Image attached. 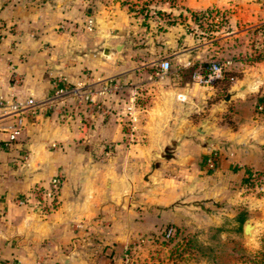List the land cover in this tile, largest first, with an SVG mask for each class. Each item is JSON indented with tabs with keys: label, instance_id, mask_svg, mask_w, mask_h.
Instances as JSON below:
<instances>
[{
	"label": "crops",
	"instance_id": "0c3cea01",
	"mask_svg": "<svg viewBox=\"0 0 264 264\" xmlns=\"http://www.w3.org/2000/svg\"><path fill=\"white\" fill-rule=\"evenodd\" d=\"M143 1L0 0V96L34 102L10 143L20 114L0 115V264H115L123 249L210 205L264 206V196L241 187L264 174V120L255 111L264 104V62L240 68L227 88L206 85L201 67L217 62L210 47L241 30L209 41L194 31V15L212 9L256 26L264 0H154L147 19ZM121 44L120 54H103ZM58 80L77 92L55 96ZM244 82L248 90L225 103ZM107 84L119 90L95 105L79 100ZM127 105L138 115L131 141ZM54 177V211L17 205Z\"/></svg>",
	"mask_w": 264,
	"mask_h": 264
},
{
	"label": "rangeland",
	"instance_id": "374dc122",
	"mask_svg": "<svg viewBox=\"0 0 264 264\" xmlns=\"http://www.w3.org/2000/svg\"><path fill=\"white\" fill-rule=\"evenodd\" d=\"M152 1L145 0L143 3ZM87 6L85 13L90 15L91 8L89 4ZM250 25L246 23L239 26L225 11L218 9L194 15V31L206 41L241 30L236 37L226 41L217 40L210 47L213 59L217 62H231L227 69L230 68V75L234 79L242 77L240 68L261 63L252 60L258 54L256 46L259 44L260 49L264 48V33L257 30L264 25V19L256 26ZM229 84L225 81L220 83L225 88ZM256 185L258 181L253 187L245 189L252 191L254 197H263L264 192H258ZM220 208L224 209L219 204L216 207L210 205L206 207L205 215L193 214L180 225H172L176 234L171 239L163 236L165 227L169 225L160 228L148 242L139 240L137 244L123 249L115 264H246L247 255L259 250L264 239V206L250 211L246 208L240 211H224ZM246 221L255 225L252 238L243 235Z\"/></svg>",
	"mask_w": 264,
	"mask_h": 264
},
{
	"label": "built area",
	"instance_id": "2783aa9c",
	"mask_svg": "<svg viewBox=\"0 0 264 264\" xmlns=\"http://www.w3.org/2000/svg\"><path fill=\"white\" fill-rule=\"evenodd\" d=\"M84 29L87 32L93 31V20L88 18L84 24ZM2 26L0 25V39L2 37L1 34ZM189 65V64H188ZM231 65L230 61H223V62H213L210 63L206 72L201 75L200 81L206 85L212 86L216 79H220L222 77V73ZM159 71L161 73H167L170 71L171 66L170 62L167 59H162L159 62ZM63 82V80H58L56 82L55 87V96H64L69 93H76V88H68L65 85L59 86V84ZM119 87L113 86L110 84L104 85L99 92L90 93L85 92L79 95V100H84L88 105H95L96 99L98 97H105L107 95H111L114 92H117ZM177 100L179 102L185 101V96L178 95ZM34 107V102L32 99L26 100L23 103L15 102V101H7L5 98L0 96V115L6 113H14L20 114L18 115L14 126L9 128V134L7 138V142L10 143L16 139V137L20 134V131L23 128V119L24 116L21 112L24 110H31ZM125 113L128 116V139L131 141L134 136V131L136 124L138 123V115L135 112L134 105H127L125 106ZM255 111L257 115L264 114V104H257L255 107ZM33 114V113H31ZM4 143L0 140V147ZM216 163V155L211 154L206 159V167L209 170H213ZM254 176V175H253ZM60 178L54 177L49 180L47 185L44 188H36L32 191L33 198L28 196L25 198H20L17 200V205L21 207H30L31 209L37 211L41 215H47L54 211L58 204V193L60 189ZM258 185L255 186V189L258 192H264V177L258 179ZM173 234V229L168 228L165 232L164 237L169 239Z\"/></svg>",
	"mask_w": 264,
	"mask_h": 264
},
{
	"label": "trees",
	"instance_id": "16d2710c",
	"mask_svg": "<svg viewBox=\"0 0 264 264\" xmlns=\"http://www.w3.org/2000/svg\"><path fill=\"white\" fill-rule=\"evenodd\" d=\"M148 4H149L148 2L147 3H142L141 9H140L144 19L149 18L150 8H149ZM257 30H259L262 33H264V25L260 26L259 28H257ZM259 47H260V45L258 44L256 46V50L258 51V54L253 58L252 62H264V48L260 49ZM208 66L209 65H206V64L202 65V67H201V73L202 74H204L206 72V69L208 68ZM230 72H231L230 69L229 70L226 69L222 73V77L220 79H216L214 81V85H217L218 83H222L224 81L225 82H230L231 80H233L234 77L230 75ZM258 117H262L261 119L264 120V114H260V115H258ZM253 175H250L245 181H243L241 187H243V188L253 187L256 184V181H258L259 178L264 177V174H262V173H255ZM168 228H172L173 229V234L169 238V239H171V238H173L175 236L176 230H175V228L172 225H169V226L165 227L163 236L165 235V232H166V230ZM245 260H246V264H264V239L261 242L260 249L257 250L253 254L247 255Z\"/></svg>",
	"mask_w": 264,
	"mask_h": 264
},
{
	"label": "water",
	"instance_id": "95a60500",
	"mask_svg": "<svg viewBox=\"0 0 264 264\" xmlns=\"http://www.w3.org/2000/svg\"><path fill=\"white\" fill-rule=\"evenodd\" d=\"M122 48H123V45H118V46H115L114 48H111L109 46H106L104 48V51H103V54L105 56H111L113 51L117 52V53H120L122 52ZM249 88V83L248 82H244L242 83L239 87L237 88H231L227 91V93L225 94L224 98H223V101L225 103H229L231 102V100L233 98H235L236 96H238L240 93L248 90ZM200 134L203 133V126H199L198 130H197ZM253 227V230H255V225L251 224L250 221H246L245 225H244V228H243V235L247 238H252V233H250L251 229Z\"/></svg>",
	"mask_w": 264,
	"mask_h": 264
},
{
	"label": "bare ground",
	"instance_id": "6f19581e",
	"mask_svg": "<svg viewBox=\"0 0 264 264\" xmlns=\"http://www.w3.org/2000/svg\"><path fill=\"white\" fill-rule=\"evenodd\" d=\"M250 231H251L250 233H253L254 232L253 227H252V229Z\"/></svg>",
	"mask_w": 264,
	"mask_h": 264
}]
</instances>
